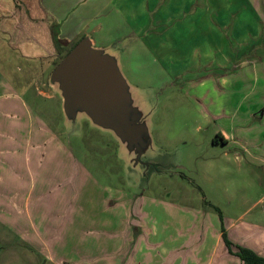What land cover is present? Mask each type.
I'll use <instances>...</instances> for the list:
<instances>
[{
    "label": "rangeland",
    "instance_id": "obj_1",
    "mask_svg": "<svg viewBox=\"0 0 264 264\" xmlns=\"http://www.w3.org/2000/svg\"><path fill=\"white\" fill-rule=\"evenodd\" d=\"M164 1L133 3L140 14L143 8L158 11ZM182 2V13L169 14L166 22H160L166 13L149 17L157 21L152 38L134 30L127 9L119 11L111 5L100 8L87 22L96 45L112 44L120 51L130 84L129 102L139 110L138 119L146 123L151 137L150 146L139 155L84 114L69 121L50 74H43L42 82L36 74H26V69L19 74L24 62L0 39L1 70L8 73L3 75L12 86L17 87L18 81L29 86L23 99L58 128L66 150L89 170L92 181L76 176L77 189L83 185L91 189L97 182L133 192L147 205H143L145 215L148 199H157L154 213H169L174 229L197 226L191 220L211 212L213 217L221 212L264 219V198L253 204L264 194L257 185L262 171L254 170L264 168V162L254 158L263 153L259 140L264 127L258 117H249L264 101L259 92L264 88V0ZM176 6L177 0H172L167 9ZM174 26H179L177 33ZM160 35L168 43L153 47ZM37 89L46 94H38ZM220 134L227 136L225 143L216 137ZM72 210L79 212L76 205ZM26 242L0 222V264H56L47 255L50 251L45 254L41 245ZM44 242L53 249L55 240Z\"/></svg>",
    "mask_w": 264,
    "mask_h": 264
},
{
    "label": "crops",
    "instance_id": "obj_2",
    "mask_svg": "<svg viewBox=\"0 0 264 264\" xmlns=\"http://www.w3.org/2000/svg\"><path fill=\"white\" fill-rule=\"evenodd\" d=\"M171 1L162 2L158 11L143 8L138 14L133 0H0V39L24 62L18 73L26 69V74H36L40 82L43 74H50L60 58L83 37L90 38L94 47L115 54L125 76L120 51L112 44L96 45L87 22L100 8L111 5L119 11L127 9L134 30L152 38L157 21L149 20L151 15L166 13L165 20L160 19L166 22L169 14L176 12L177 16L184 10L182 0H177L174 10L167 9ZM174 27L177 33L179 26ZM166 39L160 35L153 47H162L168 43ZM1 69L0 222L18 238L35 247L41 245L44 249H39L45 254L50 251L47 255L56 264H244L236 254L237 245L264 257L261 217L222 213L221 222L211 212L199 219L191 217L198 228L193 225L174 229L169 213H154L152 205L157 199H148L150 206L145 215L144 201L133 192L97 182L91 189H84L85 185L77 189L76 176L92 181L89 170L66 150L58 128L23 99L29 86H21L20 81L15 83L17 87L12 86L3 75L8 73ZM37 92L46 94L41 89ZM259 92L264 96V88ZM253 110L256 111L249 117H258L259 125L264 127V101ZM216 137L224 143L227 140L226 135ZM262 139L259 147L263 153L254 155L260 162H264ZM213 142H217L216 138ZM255 169L262 171L255 181L264 189V168ZM90 190L99 191L96 199V191L85 194ZM78 196L83 199H76ZM263 198L264 194L253 204ZM75 205L78 213L72 210ZM222 226L231 241V251L222 239ZM46 239L55 240L52 250L44 242Z\"/></svg>",
    "mask_w": 264,
    "mask_h": 264
},
{
    "label": "water",
    "instance_id": "obj_3",
    "mask_svg": "<svg viewBox=\"0 0 264 264\" xmlns=\"http://www.w3.org/2000/svg\"><path fill=\"white\" fill-rule=\"evenodd\" d=\"M49 78L57 83L69 121L84 114L93 125L113 131L129 149L135 148L137 155L150 146L149 129L129 102L130 84L115 54L83 37L53 67Z\"/></svg>",
    "mask_w": 264,
    "mask_h": 264
},
{
    "label": "trees",
    "instance_id": "obj_4",
    "mask_svg": "<svg viewBox=\"0 0 264 264\" xmlns=\"http://www.w3.org/2000/svg\"><path fill=\"white\" fill-rule=\"evenodd\" d=\"M218 216H219L220 221L222 222L223 221V217H222L221 212H218ZM222 239H223L224 244L226 245V247H228V249L230 250L232 244H231V241L228 239L227 234H226L223 226H222ZM236 254L242 260V262L244 264H264V257L261 256V255H258L256 252H254L250 248L237 245Z\"/></svg>",
    "mask_w": 264,
    "mask_h": 264
}]
</instances>
